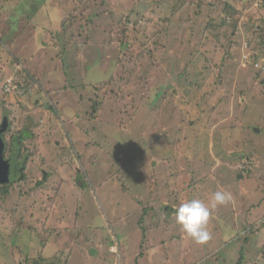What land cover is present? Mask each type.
I'll list each match as a JSON object with an SVG mask.
<instances>
[{
    "label": "rangeland",
    "instance_id": "374dc122",
    "mask_svg": "<svg viewBox=\"0 0 264 264\" xmlns=\"http://www.w3.org/2000/svg\"><path fill=\"white\" fill-rule=\"evenodd\" d=\"M125 28L145 59L109 44ZM0 34L2 82L19 59L35 78L5 100L0 83L6 142L30 121L37 137L21 149L38 153L27 181L0 185V264H65L30 252L77 215L81 233L121 217L119 238L146 254L133 263L264 264V0H0ZM61 53L66 74L55 71ZM217 190L232 202L212 209V238L196 244L176 209L211 207ZM249 226L259 235L244 244ZM105 235L96 240L107 251ZM106 251L68 264L122 263Z\"/></svg>",
    "mask_w": 264,
    "mask_h": 264
},
{
    "label": "crops",
    "instance_id": "0c3cea01",
    "mask_svg": "<svg viewBox=\"0 0 264 264\" xmlns=\"http://www.w3.org/2000/svg\"><path fill=\"white\" fill-rule=\"evenodd\" d=\"M80 215H77L75 218L74 225L70 226L69 228H53L49 231L50 237L43 238L45 240L44 246L42 248L38 247L37 251L40 249L43 250V253L39 255V253H32V248L30 252V258L32 262L34 258H38L39 260H48V262L55 260H61V258L65 259V264L70 262H78L80 263L81 260L88 262L89 250L91 253L100 254L102 256L103 252L106 251L105 246L103 244H99V241L96 240L97 237L103 235V232L106 233L105 236L109 237L106 241L109 245L108 250L106 251L107 254L114 255L115 258L122 261L121 264H137L136 262L133 263V258H143L146 254L143 250L140 254H136L134 250L132 252L128 249L129 244L132 242L131 237L124 238L122 240L120 237L125 235V229L122 227L123 223L122 218L119 217L116 222L109 221V217L106 215V221L103 227L96 228H89L88 231L85 233H81L78 229ZM107 231V232H106ZM99 235V236H98ZM37 234H35L36 244L38 240L36 239ZM41 239V240H42ZM33 240V239H32ZM106 240V239H105ZM21 245L24 243L20 240ZM143 243V241L141 242ZM99 246V247H97ZM34 247V246H31ZM103 249V250H102ZM33 250V251H36ZM103 251V252H102ZM124 251V253H122ZM102 252V253H101ZM131 252V254H130ZM106 254V253H105ZM75 258V261H72ZM98 258V257H97ZM106 258L109 259L106 255ZM155 258V257H154ZM103 264H107L106 260H103ZM151 257L146 259L147 264L150 263ZM62 264L64 262L61 261ZM112 262H109V264ZM118 264V263H116Z\"/></svg>",
    "mask_w": 264,
    "mask_h": 264
},
{
    "label": "trees",
    "instance_id": "16d2710c",
    "mask_svg": "<svg viewBox=\"0 0 264 264\" xmlns=\"http://www.w3.org/2000/svg\"><path fill=\"white\" fill-rule=\"evenodd\" d=\"M36 11H38V10H33V12H36ZM50 23H51V26L54 25L52 22H50ZM71 24H73V22ZM221 24L226 25L227 21H224ZM115 26H113V29L117 30V28ZM40 27H41V29H40L41 30L40 31L41 36L46 34L49 31V28H45L44 30H42V25H40ZM36 28H39V27H36ZM53 30L54 29H52L51 31L48 32V33L51 32V36H53V32H52ZM126 30H127V32L122 33V36L120 37V39H118L117 41L111 40V42H109V44H111V46L120 47L121 52H123V50H125L124 53L128 57L129 60L131 58H141V57H142L141 59H145V56H143L144 55V52H143L144 44L140 42V40L138 39L137 36H135V33L130 32L128 29H126ZM112 34H113V36L115 35L113 32H112ZM2 40L3 39H2L1 34H0V42H2ZM89 44L93 45V42H91ZM58 58H60L61 61H59L56 64L55 71L56 72H63L64 74H66L67 73V69H66L67 66H66V63L64 61L65 58H63L62 53L60 55H58ZM120 59H121V55L119 56V59L116 61V64H117V65L115 64L116 66L121 65ZM25 60L26 59L16 60L17 65H19L20 67L16 72V79H14L9 84H8V82L7 83L2 82V79L0 76V83H4V85L1 89L3 90L5 97L2 96L3 97L2 100H5L6 97H9V96L14 97L16 94L21 95V93H26L32 87V82L35 84V78H34L33 72L28 67L24 66V64H23V62ZM68 88H69V86H68ZM0 98H1V95H0ZM121 98H122V96H121ZM94 112H97V109H94ZM22 140H23V137H21L20 134L17 137H13L11 143L6 142V147L9 145V148L7 149V151L4 152L5 153L4 157H6V158L9 157L10 154L12 155V153L14 151L16 152V154L20 153L19 162L21 163V166H20V177H18V180H17L18 184H21V183H24L25 181H27V173H26L27 167H28L29 163L32 161V159H34L38 156L37 149H31L30 150V149L26 148V149L22 150L21 149V145H23ZM13 185L14 184L2 186V190H4V192H5V191H7V189L11 188ZM146 212L147 211L145 210V214H147ZM258 230H259L258 228L254 229L252 226H249V229L247 228L245 231L243 229V231L246 232V234H243L244 238H246V240L243 243L247 244L248 243L247 239L249 240V239H252L253 237H256L257 235H259ZM243 252H244V250L241 249L242 254H243ZM211 256L216 257V255H211ZM239 264H247V262L244 263L243 259H241L239 261Z\"/></svg>",
    "mask_w": 264,
    "mask_h": 264
},
{
    "label": "clouds",
    "instance_id": "9594fccd",
    "mask_svg": "<svg viewBox=\"0 0 264 264\" xmlns=\"http://www.w3.org/2000/svg\"><path fill=\"white\" fill-rule=\"evenodd\" d=\"M47 96H50V94H47ZM52 99L47 101V103L42 102V107L45 109V107L49 108L46 109L48 111H51L50 104ZM81 114V112H80ZM8 120V118H7ZM7 120H5L7 122ZM8 123V122H7ZM11 129V128H10ZM8 129L5 133H8ZM23 132V131H22ZM4 133V134H5ZM21 135V134H20ZM3 139L5 142V151L6 148V138L5 135H3ZM4 151V152H5ZM4 156V155H3ZM12 157V156H11ZM6 159V157H4ZM10 159V158H9ZM8 160V159H6ZM20 177V175H19ZM3 185V184H2ZM9 185V184H6ZM232 194L225 190H217L212 195V205L209 207L204 202L198 199H192L190 201H184L182 202L178 208L176 209L175 216H176V222L182 229V231L196 244L203 245L207 243L212 238L211 232L208 230V225L210 222V218L212 216V209L217 208L218 206H225L232 202Z\"/></svg>",
    "mask_w": 264,
    "mask_h": 264
},
{
    "label": "water",
    "instance_id": "95a60500",
    "mask_svg": "<svg viewBox=\"0 0 264 264\" xmlns=\"http://www.w3.org/2000/svg\"><path fill=\"white\" fill-rule=\"evenodd\" d=\"M8 129V123L0 125V185L12 184L18 180L20 175V166L15 155L6 160L4 158L5 142L4 133Z\"/></svg>",
    "mask_w": 264,
    "mask_h": 264
},
{
    "label": "flooded vegetation",
    "instance_id": "af4514ba",
    "mask_svg": "<svg viewBox=\"0 0 264 264\" xmlns=\"http://www.w3.org/2000/svg\"><path fill=\"white\" fill-rule=\"evenodd\" d=\"M4 118H5V120H7V118H8L7 122H8V124H9V129H10V128L12 129L13 120L10 119V116H8L7 114H5V115H3V117L1 118L0 122L3 121ZM4 122H6V121H4ZM29 124H30V121H29ZM29 124H27V128H25V129L23 130V132H22V134H24L23 137L26 138L27 136H29L30 138H34V139H35L37 136L30 135V130H31V128H29V127H30V126H28ZM11 129H10V130H11ZM10 130H9L8 132H10ZM32 130L34 131V129H32ZM7 134H8V133H5V134H4V135H5V138H6V135H7ZM18 135H19V133H18ZM7 149H8V148H6V151H7ZM4 154H5V153H4ZM17 154H18V155H17ZM17 154H16V152L14 151V152L12 153V155L10 154V156L7 157L6 159H9L11 156L15 155L16 158H17V162H18L19 166H21V163L19 162V155H20V153H17Z\"/></svg>",
    "mask_w": 264,
    "mask_h": 264
}]
</instances>
